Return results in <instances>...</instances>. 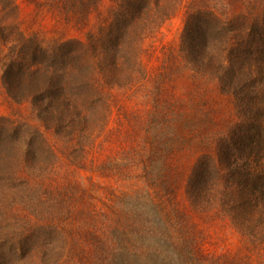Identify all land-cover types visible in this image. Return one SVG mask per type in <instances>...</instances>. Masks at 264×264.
Segmentation results:
<instances>
[{"label": "trees", "instance_id": "1", "mask_svg": "<svg viewBox=\"0 0 264 264\" xmlns=\"http://www.w3.org/2000/svg\"><path fill=\"white\" fill-rule=\"evenodd\" d=\"M98 1L66 0V6L88 12ZM181 2L121 0L97 37L46 47L16 30V0H0L2 85L14 101L31 103L42 127L64 143L69 161L82 159L109 118L105 88L130 85L140 76L144 40ZM181 50L196 73L233 99L238 119L215 153L197 162L187 199L195 209L228 217L260 249L264 264V11L229 20L194 11L186 18ZM61 169L41 129L0 117V264H67L70 246L76 249L87 234L96 246L95 264H235L204 254L178 214L147 215L139 193L115 199L113 215L104 214L97 230H68L66 190L45 186ZM97 218L91 215L94 226Z\"/></svg>", "mask_w": 264, "mask_h": 264}, {"label": "rangeland", "instance_id": "2", "mask_svg": "<svg viewBox=\"0 0 264 264\" xmlns=\"http://www.w3.org/2000/svg\"><path fill=\"white\" fill-rule=\"evenodd\" d=\"M120 1L99 0L85 12L67 7L66 0H16L18 11L12 22L22 35L46 47L70 39L85 43L109 23ZM197 10L211 11L223 20L241 14L255 17L264 11V0H182L177 11L144 40L140 76L130 85L105 88L109 118L82 159L69 161L64 143L42 127L31 103L8 96L1 69L0 117L35 125L56 150L62 169L45 186L66 190L65 199L72 206L65 222L68 230H97L105 223L104 214L113 215L109 206L115 199L139 193L147 215L178 214L184 231L197 239L207 256L235 264H263L260 249L249 244L228 217L195 209L187 199V182L197 162L214 154L219 140L238 121L233 99L215 80L196 73L181 50L186 18ZM94 213L96 226L90 220ZM90 236L82 237L76 249L70 246L73 258L67 264L96 263Z\"/></svg>", "mask_w": 264, "mask_h": 264}]
</instances>
